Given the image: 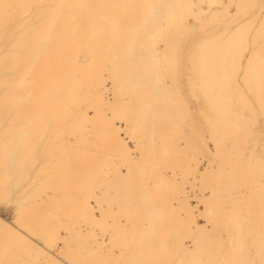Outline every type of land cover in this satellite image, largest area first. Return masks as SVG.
Returning a JSON list of instances; mask_svg holds the SVG:
<instances>
[{"label":"bare ground","instance_id":"1","mask_svg":"<svg viewBox=\"0 0 264 264\" xmlns=\"http://www.w3.org/2000/svg\"><path fill=\"white\" fill-rule=\"evenodd\" d=\"M3 3L197 7L104 10L120 18L122 23L107 36L98 34L99 43L91 49H82L88 56L86 65L76 62V55L80 53L71 57L69 71L85 77L83 88L66 89L62 93L61 111L74 118L75 131L80 132L81 141L89 145V150L86 154L77 153L71 147L58 146L56 158L41 149L36 158L31 159L24 150L23 132L32 128L35 119V97L29 95L27 89L10 91L5 110L3 54L8 42L0 26V200L7 187L14 208L11 220L0 214V260L65 264L92 258L94 250L86 241L96 234V228L83 200L91 195L97 181L105 184L106 189H116L126 203L129 193L132 199L140 201L154 196L157 191L170 192L171 199L177 202L187 201L195 188L193 180L186 178L184 170L177 168L176 157L164 149L198 133L210 132V121L221 131L238 129L241 143L251 127L253 146L259 150V139L264 132L260 102L264 89V58L259 44L264 26L261 0H0V4ZM241 5L253 7H238ZM188 13L202 17L203 22L193 18L181 28L178 19ZM145 18L157 21L148 32L144 31ZM161 34L174 44L188 46L190 70L200 76L201 89L190 97L179 119L177 111L168 104L163 91H157L156 81L146 71L151 45ZM243 41H249L255 55L245 47L243 66L247 69L251 60L252 71L237 77L230 72L232 57ZM51 60L54 64L64 63L55 49ZM88 112L90 116L86 115ZM13 122L15 127L10 128ZM153 130L157 137L156 151L146 150L143 161L129 156L124 145L135 149L136 139L132 133L141 137L147 131L150 136ZM225 151L230 154L231 145ZM77 156L81 162L78 166L62 162ZM128 167H131L130 175H121L122 169ZM89 168L94 170L92 175ZM170 168L173 169L171 174ZM145 176L152 180L151 193H146L141 183ZM223 177L218 196H238L239 192L233 188L244 179L241 168L225 167ZM255 180L258 191V173ZM178 184L181 187H177ZM200 191L203 192V187ZM161 210L165 215L171 213L168 208L161 207ZM127 211L134 217V206ZM194 235L192 231L183 230L177 241L187 242ZM197 239L200 241L198 255L204 258L218 255L207 236Z\"/></svg>","mask_w":264,"mask_h":264},{"label":"snow or ice","instance_id":"2","mask_svg":"<svg viewBox=\"0 0 264 264\" xmlns=\"http://www.w3.org/2000/svg\"><path fill=\"white\" fill-rule=\"evenodd\" d=\"M176 7L193 9L197 6L0 4V26L5 41L11 44V47L6 44L3 54L5 110L10 91L25 88L29 95L35 97L32 128L23 132L26 138L23 147L31 159H35L41 149L48 156L56 158L58 146L71 147L77 153L86 154L89 150V145L82 143L80 132L75 131L74 118L65 116L61 111L64 104L62 93L66 89L83 88L85 77L69 71L71 57L80 53L76 55V62L86 65L88 56L83 54L82 49H91L99 43L98 34L107 36L122 23L120 18L104 10ZM261 7L264 9V0H261ZM193 18L203 22L202 17H193L188 13L178 19V24L183 28ZM154 22L157 21L145 18L144 31H150ZM259 44L264 58V26ZM246 46L255 55L249 41H243L232 57L230 72L234 76L247 75L252 71L251 60L247 69L243 66L242 53ZM187 47L174 44L161 34L151 45L149 63L146 65V71L158 85L157 91H163L168 104L177 111L178 119L188 107L190 97L201 89L199 73L190 70ZM53 49L61 54L64 63L52 62ZM260 102L261 114L264 116V89ZM86 115L90 116L91 112ZM14 127L15 122L10 125V128ZM70 127L73 129L71 132L68 131ZM132 134L136 139L135 149L124 145L129 156L143 161L146 159V150L156 151L158 145L154 130L150 136L147 131L141 137ZM252 135L249 127L241 143L238 129L221 131L210 121V132L204 131L173 143L171 148L165 147L166 152L176 157L177 168H182L186 178L193 180L195 188L189 193L187 201L177 202L171 199L170 192L157 191L154 196H146L140 201L132 199L129 193L126 203L116 189H106L105 184L97 181L92 186L91 195L83 200L96 228V234L86 241L94 250V255L65 264H264V132L259 139V150L253 146ZM229 145L230 154L225 151ZM62 162L72 166L81 163L78 156L76 159L65 158ZM225 167H239L242 170L244 179L233 188L239 192L238 196H218V189L223 187ZM88 171L89 175L94 173L92 168ZM168 171L171 174L173 169ZM125 173L130 175L131 167L122 169L121 175ZM257 173L258 191L255 180ZM141 183L144 191L151 193V178L145 176ZM12 199L6 187L2 202L8 204ZM133 206L134 217L127 211ZM161 207L171 209V213L165 215ZM183 230L192 231L195 234L193 239L178 242L177 237ZM201 235L207 236L218 250L214 258L198 255L200 241L197 237ZM0 264L25 262L0 260Z\"/></svg>","mask_w":264,"mask_h":264},{"label":"rangeland","instance_id":"3","mask_svg":"<svg viewBox=\"0 0 264 264\" xmlns=\"http://www.w3.org/2000/svg\"><path fill=\"white\" fill-rule=\"evenodd\" d=\"M0 214L10 220L13 218L14 208L11 201L8 204H4L2 200H0Z\"/></svg>","mask_w":264,"mask_h":264}]
</instances>
